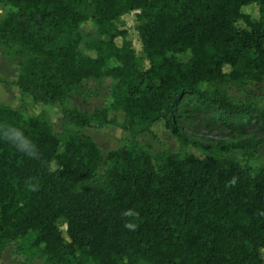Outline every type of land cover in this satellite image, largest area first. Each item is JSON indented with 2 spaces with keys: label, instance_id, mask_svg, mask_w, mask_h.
<instances>
[{
  "label": "trees",
  "instance_id": "1",
  "mask_svg": "<svg viewBox=\"0 0 264 264\" xmlns=\"http://www.w3.org/2000/svg\"><path fill=\"white\" fill-rule=\"evenodd\" d=\"M0 2L15 10L0 20V47L19 61L12 84L34 104L62 106L84 82H115L110 107L62 110L64 127L77 130L63 136L45 115L25 118L0 106V246L19 242L43 264H264V166L152 157L132 144L110 151L96 179L101 150L78 131L117 126L114 111L132 137L162 122L182 150L202 148L180 121L208 114L232 133L218 149L253 159L264 144V108L234 101L227 88L264 81V0ZM250 5L257 20L242 12ZM131 12H138L143 71L115 26ZM89 20L102 39L87 43L94 56L84 57L79 28ZM110 61L117 65L106 68ZM17 131L33 154L20 150Z\"/></svg>",
  "mask_w": 264,
  "mask_h": 264
},
{
  "label": "rangeland",
  "instance_id": "2",
  "mask_svg": "<svg viewBox=\"0 0 264 264\" xmlns=\"http://www.w3.org/2000/svg\"><path fill=\"white\" fill-rule=\"evenodd\" d=\"M14 11L10 5L0 2V20L8 13ZM242 12L248 14L253 20H257L259 17L258 7L255 5L243 7ZM137 14L138 12H131L123 16L115 22V26L119 30L126 32V38L131 43L139 59L138 69L143 71L148 67V63L142 52L141 38L137 30L140 25V22L137 20ZM79 33L82 37V42L78 48L79 53L84 57L94 56V53L85 47L87 43L93 40L102 39L96 32L93 23L89 20L81 24ZM116 42L120 45L119 39ZM189 57V53H185L179 56V60L186 63ZM18 63L19 61L12 51L0 47V80L2 81V78H6L8 82H12L18 71ZM116 65L117 63L115 61H110L106 68H111ZM224 71L225 73H229V67H224ZM114 84L115 82L108 78L101 83L84 82L80 89L70 94L62 106L34 104L29 97L22 95L13 84L7 86L1 84L0 106H9L12 109L18 110L25 118L45 115L52 130L58 136H63L76 129L64 127L62 110L76 109L81 112L92 113L96 109L110 107L111 90ZM227 94L236 102L264 108V81L261 83H252L242 89H237L233 85H230L227 88ZM110 117L115 119L117 126H105L99 130H78L90 136L101 150L103 163L97 171L96 179L104 173L107 154L110 151L128 147L132 144H136L152 157L162 152L181 155L187 153L200 160L208 157L238 160L251 170H256L264 166V144L256 149L253 159H247L241 151L219 150V147L230 140L232 133L227 128L211 123L208 114H196L189 119H181L180 124L188 140L203 146L202 148L189 146L183 150L180 148L176 139L171 136L170 132L165 130L162 122L148 127V132H140L132 137L118 127L123 125V114L111 111ZM255 136L259 137L260 134H256ZM60 229L62 230L63 236L66 237L64 223H60ZM0 264H43V261L39 258L26 255L24 248L20 246L19 242H12L0 246Z\"/></svg>",
  "mask_w": 264,
  "mask_h": 264
},
{
  "label": "clouds",
  "instance_id": "3",
  "mask_svg": "<svg viewBox=\"0 0 264 264\" xmlns=\"http://www.w3.org/2000/svg\"><path fill=\"white\" fill-rule=\"evenodd\" d=\"M12 138L17 141L20 150L27 151L29 155L33 154L32 146L30 142L27 139H25L20 132L18 131L15 132V135ZM125 214L128 215V213ZM127 226L132 227V225H127Z\"/></svg>",
  "mask_w": 264,
  "mask_h": 264
},
{
  "label": "crops",
  "instance_id": "4",
  "mask_svg": "<svg viewBox=\"0 0 264 264\" xmlns=\"http://www.w3.org/2000/svg\"><path fill=\"white\" fill-rule=\"evenodd\" d=\"M3 72H4V69H3ZM17 75H18V71H17V73H16V77H15V79L12 81V82H10L11 84L13 83V82H15L16 81V79H17ZM1 79V78H0ZM2 81H6V82H8V80L6 79V78H2Z\"/></svg>",
  "mask_w": 264,
  "mask_h": 264
}]
</instances>
